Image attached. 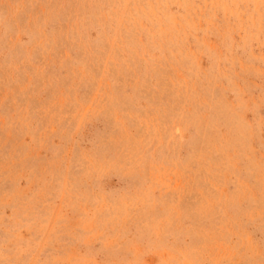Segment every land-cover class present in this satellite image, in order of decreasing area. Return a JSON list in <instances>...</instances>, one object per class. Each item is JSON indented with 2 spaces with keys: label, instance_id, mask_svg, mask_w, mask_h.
<instances>
[{
  "label": "rangeland",
  "instance_id": "obj_1",
  "mask_svg": "<svg viewBox=\"0 0 264 264\" xmlns=\"http://www.w3.org/2000/svg\"><path fill=\"white\" fill-rule=\"evenodd\" d=\"M0 264H264V0H0Z\"/></svg>",
  "mask_w": 264,
  "mask_h": 264
}]
</instances>
